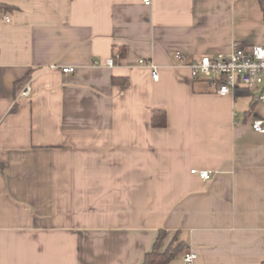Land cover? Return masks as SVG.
<instances>
[{"label":"crops","instance_id":"0c3cea01","mask_svg":"<svg viewBox=\"0 0 264 264\" xmlns=\"http://www.w3.org/2000/svg\"><path fill=\"white\" fill-rule=\"evenodd\" d=\"M0 1V264H143L162 230L168 264H264V105L189 68L264 46L257 0Z\"/></svg>","mask_w":264,"mask_h":264},{"label":"built area","instance_id":"2783aa9c","mask_svg":"<svg viewBox=\"0 0 264 264\" xmlns=\"http://www.w3.org/2000/svg\"><path fill=\"white\" fill-rule=\"evenodd\" d=\"M146 5L150 0L144 1ZM10 22L9 18H6ZM178 59H183L182 53H177ZM141 65H146L152 69L154 80L159 79V67L152 61L140 60ZM107 65L114 66V59H109ZM56 69V66H52ZM189 68L191 75L195 79H205L221 96L236 94L238 88L243 87L254 91L253 101L264 105V46H253L250 48L236 45L229 54L219 53L216 55H205L194 59ZM74 67H65L63 74L74 73ZM32 93L31 86L27 84L21 97L30 98ZM253 130L257 133H264V120H256L253 123ZM192 174L198 175L202 180L211 178L212 173L208 171L192 170ZM197 258L194 252L187 253L184 261L191 264Z\"/></svg>","mask_w":264,"mask_h":264},{"label":"trees","instance_id":"16d2710c","mask_svg":"<svg viewBox=\"0 0 264 264\" xmlns=\"http://www.w3.org/2000/svg\"><path fill=\"white\" fill-rule=\"evenodd\" d=\"M261 6V9L264 14V0H257ZM13 10V7L5 4L0 1V15L7 13L9 11ZM244 47V46H241ZM121 57H124L123 53H121ZM128 83L127 80H119L115 79L114 83L115 84H121V83ZM160 113H155V116L153 118V125L155 127H165L167 125L166 122V116L165 114H160ZM0 168H3V166L0 164ZM166 237V232L165 231H160L157 242L153 248V250L148 253L145 257L144 263L143 264H168L171 262L174 258V255L171 254L168 250L167 251H162V242Z\"/></svg>","mask_w":264,"mask_h":264}]
</instances>
